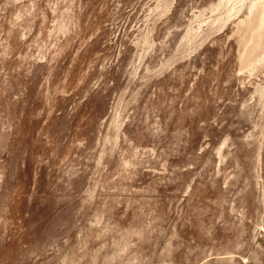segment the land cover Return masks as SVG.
<instances>
[{
	"label": "rangeland",
	"instance_id": "rangeland-1",
	"mask_svg": "<svg viewBox=\"0 0 264 264\" xmlns=\"http://www.w3.org/2000/svg\"><path fill=\"white\" fill-rule=\"evenodd\" d=\"M0 264H264V0H0Z\"/></svg>",
	"mask_w": 264,
	"mask_h": 264
}]
</instances>
